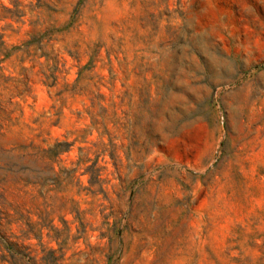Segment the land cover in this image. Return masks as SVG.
I'll return each instance as SVG.
<instances>
[{"label": "rangeland", "instance_id": "obj_1", "mask_svg": "<svg viewBox=\"0 0 264 264\" xmlns=\"http://www.w3.org/2000/svg\"><path fill=\"white\" fill-rule=\"evenodd\" d=\"M0 264H264V0H0Z\"/></svg>", "mask_w": 264, "mask_h": 264}]
</instances>
